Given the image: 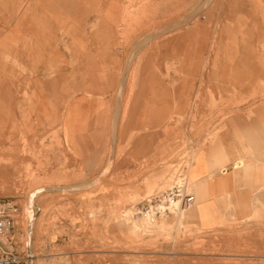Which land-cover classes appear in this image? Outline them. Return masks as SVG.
Wrapping results in <instances>:
<instances>
[{
  "label": "rangeland",
  "instance_id": "1",
  "mask_svg": "<svg viewBox=\"0 0 264 264\" xmlns=\"http://www.w3.org/2000/svg\"><path fill=\"white\" fill-rule=\"evenodd\" d=\"M96 1L102 8L115 4L117 15L100 10L96 16H87L86 31L79 36L71 21L72 26L59 33L64 47L46 50L44 71L37 72L35 63L18 62L8 50L1 54L5 66L0 65V198H17L21 212L16 228L8 237H0V251L1 241L13 238L20 243L16 250L28 255L26 264H264L263 257L256 255L259 248L246 253L254 233L208 235V230L221 225H189L188 210L152 227L123 216L131 205L166 191L178 178L185 177L189 183L188 170L200 144L193 142L194 134L213 109L264 97V80L250 79L244 83L250 92L245 96L213 95L211 90L203 94L199 90L195 96L175 95L183 75L180 60L169 47L165 71L159 70L161 50L164 58L159 42L204 18L227 29L214 33L215 56L221 52L242 56L252 50L263 59L264 19L247 14L253 8L251 0ZM238 25L242 30L233 31ZM231 40L243 41L242 48L230 47L227 41ZM250 43L258 47L248 48ZM143 51L150 57L149 127L144 129L149 151L142 155L132 145L141 134L130 133L128 145L115 149L110 144L98 167L86 173L63 142L64 109L70 99L94 87L114 92L110 76L114 75L119 88L131 77L129 67L135 56L134 71L141 67ZM159 79L167 90L158 86ZM121 101L119 95L116 104L112 98L108 127L115 110L124 122L126 105L123 109ZM105 139L111 141L110 129ZM164 243L173 246H159ZM225 243L238 246L225 249Z\"/></svg>",
  "mask_w": 264,
  "mask_h": 264
},
{
  "label": "crops",
  "instance_id": "2",
  "mask_svg": "<svg viewBox=\"0 0 264 264\" xmlns=\"http://www.w3.org/2000/svg\"><path fill=\"white\" fill-rule=\"evenodd\" d=\"M86 1L0 0V65L5 66L1 54L8 50L18 62L35 63L37 72H42L44 70L41 65L46 63L44 58L47 59L46 50L64 47L59 35L61 30L73 23V32L79 36L86 31L87 16H96L100 10L102 14L108 11L107 14L117 15L119 8L115 4L102 8L98 1L91 0L89 5ZM251 2L253 8L248 13L247 9L242 13L264 19V0ZM238 26L233 31L242 30V25ZM219 31L226 32L227 29L224 26L220 29L219 25L210 24L201 18L199 24L190 25L188 29L159 42V48L163 45L164 55L162 59L161 50L159 70L165 71V55L169 47L180 60L183 75L175 95L195 96L199 94V90L202 94L203 90H211L213 95L228 96L236 92L237 95L245 96L250 93L248 86H244L245 81L264 80V58L255 56L252 50H247L242 56L230 57L222 55V52L214 55V33ZM54 33L55 38L52 39ZM242 42L227 41L233 49L242 48ZM145 45L146 41L141 45L142 50ZM92 46L99 45L92 43ZM247 46L258 47L255 43ZM23 48H29V51H24ZM220 48L225 46L220 45ZM136 59L137 56L130 62L131 77L128 80L126 78L119 88L114 75L110 76L114 92L94 87L92 92L83 91L76 98L70 99L64 109L67 128L63 142L74 163L83 165L86 173L92 174L98 167L102 152L110 144L115 149L121 144L128 145L130 133L141 134L132 145L141 149L142 155L149 151V141L144 139V129L149 127L147 98L150 95V57L149 54L144 56L143 51L141 67L134 71ZM60 72L64 70L61 68ZM59 77H62L61 73ZM158 86L167 90L165 81L159 79ZM118 95L123 109L126 108V117L121 123L115 110L110 115L108 127V112L112 113L114 110L112 98L116 104ZM184 105L181 102V108ZM109 129L110 142L105 139ZM193 140L200 144L195 149L196 155L188 170L195 201L187 211V214H191V217L188 215L191 219L187 218L186 223H195L204 228L221 225L216 230H208V235L216 232L254 233V237L249 238L253 243L246 253L250 254L252 250L259 248L260 252L256 255L264 259V97L213 109L197 127ZM139 155L137 152V157ZM98 195L96 193V197ZM260 213L263 215L257 217ZM159 246L168 249L173 244L164 243ZM237 246L236 243H225L223 248L235 249Z\"/></svg>",
  "mask_w": 264,
  "mask_h": 264
},
{
  "label": "built area",
  "instance_id": "3",
  "mask_svg": "<svg viewBox=\"0 0 264 264\" xmlns=\"http://www.w3.org/2000/svg\"><path fill=\"white\" fill-rule=\"evenodd\" d=\"M177 180L169 189L152 199L134 203L123 211V216L141 220L152 227L162 219L190 209L195 195L185 177ZM20 212L21 205L17 198H0V237H8L16 228ZM17 243L20 244L13 238L1 241L0 264H26L28 255L16 250Z\"/></svg>",
  "mask_w": 264,
  "mask_h": 264
},
{
  "label": "bare ground",
  "instance_id": "4",
  "mask_svg": "<svg viewBox=\"0 0 264 264\" xmlns=\"http://www.w3.org/2000/svg\"><path fill=\"white\" fill-rule=\"evenodd\" d=\"M34 194V193H33Z\"/></svg>",
  "mask_w": 264,
  "mask_h": 264
}]
</instances>
